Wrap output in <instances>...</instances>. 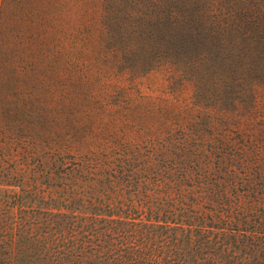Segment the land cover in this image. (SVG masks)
Returning <instances> with one entry per match:
<instances>
[{"label":"trees","instance_id":"obj_1","mask_svg":"<svg viewBox=\"0 0 264 264\" xmlns=\"http://www.w3.org/2000/svg\"><path fill=\"white\" fill-rule=\"evenodd\" d=\"M259 2L258 8L241 1L225 18L212 12L210 0L81 2L88 14L84 40L110 45L108 50L102 46L103 56L119 69L118 91L134 87L145 103L126 117L128 125H120L119 113L108 119L94 113L98 119L86 118L85 134L71 126L69 134L56 129L51 136L49 121L32 112L15 80L9 81L14 100L0 99V190L10 199L6 211L42 210L87 223L73 226L75 234L87 231L81 239L86 245L112 253L96 258V264L207 263L197 257H158L134 240L160 229L181 236L185 253L197 239V250L203 241L213 246L215 239L223 253L235 250L240 261H248L264 230V149L254 134L236 145L223 133L234 126L235 116L251 124L259 115L264 0ZM213 70L224 81L223 97L211 106L192 102L188 111L177 112L163 84L178 80L192 89L194 76ZM158 76L159 87L148 83ZM234 104L246 108L247 116L231 115ZM22 136L29 140L20 142ZM43 182L50 185L41 189ZM98 219L104 223L97 228ZM94 234L101 244L89 240ZM115 238L131 240L133 255L119 254L129 245L119 248L114 242V249L109 240ZM79 254L73 262L90 258Z\"/></svg>","mask_w":264,"mask_h":264},{"label":"rangeland","instance_id":"obj_2","mask_svg":"<svg viewBox=\"0 0 264 264\" xmlns=\"http://www.w3.org/2000/svg\"><path fill=\"white\" fill-rule=\"evenodd\" d=\"M84 1L0 0V67L3 69L0 74V99L4 97L5 100H14V86L9 81L15 80L14 83L21 94L26 96L25 100L32 112L49 121L46 131L52 133L51 136L56 129H67L69 134L71 126L85 134L90 126L86 118H97L94 113L106 116L107 119L109 115L113 117L119 113L120 125H128L130 122L127 118L131 119L129 114L134 115L132 111L145 103L137 99L134 87L118 91L120 81L116 82V77L119 69L103 56L102 46L108 50L110 45L84 40V24L88 16L82 5ZM241 1L244 0H210V8L219 18H225L229 13L238 11L237 3ZM245 1L258 8L261 5L259 0ZM132 73L137 74L136 71ZM208 73L203 77L194 76L196 86L192 89L179 84L178 80L163 84V88L169 93V101L177 112L188 111L192 102L211 106L216 99L223 97L225 87L222 77H219L220 71ZM148 83L159 87L161 80L158 76L156 79L150 78ZM146 85L144 82L140 87L143 92ZM238 95L248 104L246 93L239 91ZM260 102L259 115L253 123H247L246 117L239 119L235 116L230 119L234 126L227 127L226 133L222 132L226 139L232 138V142L237 145L238 140L243 142L245 134L251 133L264 149V91ZM231 108L234 110L231 115L247 116L246 108H242V105L234 104ZM28 126L29 124L26 129ZM37 126L39 130L38 123ZM208 133L211 138L214 137V131ZM37 134L38 132L33 136ZM21 139L20 142L29 140L26 136ZM49 144L51 143L44 145ZM46 185L50 183L43 182L40 188L44 189ZM1 189L0 264H82L83 261L96 264V258L112 255L111 252H94L95 246L86 245L85 240L81 239L87 235V231L75 234L73 226L81 228L83 224H87L83 221H66L57 213L42 210L38 213L28 208L6 211V204L10 203V199L7 198L8 193ZM260 219L264 221V209L261 210ZM103 223L102 219H98L96 227ZM108 225L114 224L109 222ZM90 229L94 230V227L90 226ZM159 233L134 240L139 246L143 245L144 250H149L150 254L158 257L204 258L206 264H264V230L258 232L262 242L259 249L245 263L240 261L242 258L235 250L227 251L228 254L219 250L215 239H211L213 246H208L203 241L198 250L196 244L200 239H197L193 246L189 245V252L185 253L182 250L185 246L181 236ZM99 238V235L94 234L89 240L101 244L103 241H99ZM82 242L85 247L81 248ZM114 242L119 248L129 245L124 250L120 249L119 254L133 255L131 240L130 243L126 241L127 244L118 238L109 240L116 249ZM79 252H84L90 258H81L83 260L78 261L79 263L73 262L80 255Z\"/></svg>","mask_w":264,"mask_h":264}]
</instances>
